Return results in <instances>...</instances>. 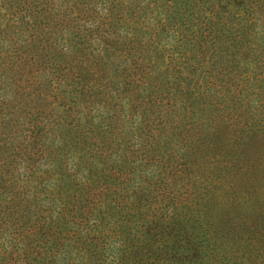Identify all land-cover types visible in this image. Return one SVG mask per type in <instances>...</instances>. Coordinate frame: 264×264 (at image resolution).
I'll use <instances>...</instances> for the list:
<instances>
[{
    "label": "trees",
    "instance_id": "16d2710c",
    "mask_svg": "<svg viewBox=\"0 0 264 264\" xmlns=\"http://www.w3.org/2000/svg\"><path fill=\"white\" fill-rule=\"evenodd\" d=\"M16 34L34 240L2 220L0 264H264V0H0Z\"/></svg>",
    "mask_w": 264,
    "mask_h": 264
},
{
    "label": "rangeland",
    "instance_id": "374dc122",
    "mask_svg": "<svg viewBox=\"0 0 264 264\" xmlns=\"http://www.w3.org/2000/svg\"><path fill=\"white\" fill-rule=\"evenodd\" d=\"M5 11L2 10L1 14H4ZM3 27V25H2ZM19 35H15V39L10 40H3L0 38V63L5 59V57L10 56L11 54L16 52V49L18 45L20 46L21 42H23L21 39L22 37H19ZM19 52V50H18ZM0 65V78L1 81L7 80L6 75H9L8 71L6 73H2ZM4 81L2 82V85L0 86V105L2 108V113L4 115L0 116V118H6L5 121L8 120V117L10 118L9 121L3 122L0 124V166H2L6 172L4 175L0 177V200L2 202L9 201L10 198H13V195L17 194L16 191L19 190L22 192L21 196H29L32 197L35 195L33 192V188H27L24 189L23 187L31 186L32 183H30L29 179V171L28 166H30L31 161L29 160V149L30 148L28 144V138L27 136L30 135V132L28 131L30 128V125L32 122H34L35 119H24L23 114H19V110L17 108L19 106H15L11 103L9 100H3L2 99V92L5 91L6 86L3 85ZM8 116V117H6ZM7 158V159H6ZM6 160V161H5ZM44 160L40 158L37 161H35V165L32 169V173L34 176L38 175L40 173L41 165L44 163L42 162ZM42 162V163H41ZM46 165L44 166V168ZM37 169V171H36ZM9 178V181H2V177ZM14 188L15 191L13 190ZM19 196V194H18ZM43 196V199L47 197L43 193L41 194ZM5 210V209H2ZM0 223L2 220L6 219L7 223L10 224V226L23 228V233L26 234V239H30L31 241L34 240V236L32 231L30 230L29 226L32 220L30 218L22 217L15 209L12 208V206H9L6 210V214L3 215V213L0 214ZM43 225V223H42ZM1 229V227H0ZM2 232L0 233V240H9L10 238V230H5L4 228L1 229ZM17 232V230H15ZM42 233V230H35V235L37 236ZM33 244V243H32ZM12 246H23L19 241H14L12 243Z\"/></svg>",
    "mask_w": 264,
    "mask_h": 264
}]
</instances>
